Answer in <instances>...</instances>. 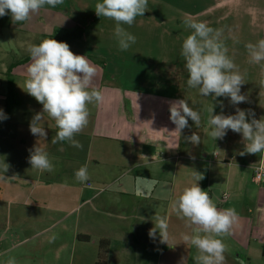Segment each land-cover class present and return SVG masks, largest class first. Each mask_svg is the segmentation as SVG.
<instances>
[{"label": "crops", "instance_id": "crops-1", "mask_svg": "<svg viewBox=\"0 0 264 264\" xmlns=\"http://www.w3.org/2000/svg\"><path fill=\"white\" fill-rule=\"evenodd\" d=\"M97 2L64 0L55 8L44 6L21 23L5 15L8 31L25 49L23 58L29 54L28 46L42 37L86 26L81 39L63 42L97 66L94 85L104 100L88 106L89 124L75 137L82 149L66 142L52 144L57 128L44 115L47 138L38 143L55 170L41 173L28 162L29 150L39 139L31 134L30 121L43 107L23 89L31 61L12 69L19 104L0 126V264L10 258L16 264H94L100 240L109 242L106 264H195L196 249L182 240L191 228L171 208L184 188L194 183V171L205 178V191L218 209L235 208L238 213L231 235L222 237L226 264H264V153L240 155L241 134L228 130L223 139L214 141L207 128L212 104L214 115H234L239 108L251 110L256 119L264 117V61L249 63L245 47L264 39V0H180V6L188 7L184 10L148 0L144 16L131 27L124 25L137 40L123 52L113 38L114 21L96 15ZM165 10L178 15L164 16ZM185 18L223 30L228 55L245 77L241 86L245 102L233 105L230 98L203 97L187 86L180 54L190 34ZM174 24L178 30L170 28ZM155 37L167 41L155 44ZM170 38L177 43L170 45ZM4 56L0 57L3 112V74L19 61ZM126 63L129 69L123 67ZM181 99L201 114V125L196 127L189 119V127L180 134L169 109ZM193 132L200 136L199 145L185 139ZM84 165L90 179L79 183L74 173ZM257 168H262L259 182L253 179ZM156 213L168 218L169 245L161 243L158 234L155 239L148 235ZM78 235L90 240L79 241Z\"/></svg>", "mask_w": 264, "mask_h": 264}, {"label": "clouds", "instance_id": "clouds-1", "mask_svg": "<svg viewBox=\"0 0 264 264\" xmlns=\"http://www.w3.org/2000/svg\"><path fill=\"white\" fill-rule=\"evenodd\" d=\"M63 3L64 0H0V17L10 14L13 23L27 22L44 6L55 8ZM94 11L98 17L114 21L113 38L118 51L123 52L137 40L124 25L131 27L137 17L144 16L148 11V0H98ZM183 24L190 30L182 42L180 53L188 73L187 86L198 89L203 97L230 98L233 105L245 102L246 97L241 94L245 77L228 55L222 38L223 30L191 18H185ZM245 47L249 63L264 61V39L248 43ZM27 51L31 62L23 89L43 106L42 111L30 121V132L39 139L29 150L28 162L32 169L51 173L55 170L54 164L45 148L38 143L47 138L42 123L44 115L51 118L57 128L52 144L66 142L82 149V144L75 137L89 124L88 106L103 102L104 93L94 85L97 66L87 56L73 53L66 42L45 38L39 44H30ZM169 111L170 120L176 126L175 132L181 134L183 129L188 128L189 119L196 127L201 125V114L191 108L185 99L173 102ZM207 111L208 135L214 141L223 139L231 130L242 135L244 148L240 155L264 153V117L256 119L251 110L239 108L234 115H224L223 112L214 115L213 104ZM0 119H6L2 110ZM185 139L193 145L200 144V136L195 132ZM74 175L79 183L90 179L86 165L76 170ZM193 177L194 183L184 188L171 203L173 211L191 228V233L183 234L182 240L196 249L195 264H226L227 245L222 237L231 235L239 219L238 213L235 208L218 209L208 192L198 184L203 175L194 171ZM152 221L154 227L149 229V237L155 239L158 234L160 242L169 245L167 216L156 213ZM7 264H16V261L10 258Z\"/></svg>", "mask_w": 264, "mask_h": 264}, {"label": "trees", "instance_id": "trees-1", "mask_svg": "<svg viewBox=\"0 0 264 264\" xmlns=\"http://www.w3.org/2000/svg\"><path fill=\"white\" fill-rule=\"evenodd\" d=\"M85 28L86 26L78 27L75 31L66 33L61 36L55 34L51 37H42V39L37 44H39L45 38H53L57 41L79 40L83 37ZM29 59H30V55L28 54L23 59L16 61V62H12L5 71V74H4L5 85H4V89H3V93L1 94V97L3 98L4 105H5V109L3 113L5 114L6 118L9 116L11 110L19 104L18 97L14 89V83L11 78L12 69L18 66L19 64H23L27 62ZM4 121L5 119H0V126L3 124ZM200 187L202 188V190L205 191V178L202 179L200 183ZM77 239L83 242H88L90 240V238L85 235H78ZM108 247H109L108 241L100 240L98 242L97 256H96V261L94 264H106Z\"/></svg>", "mask_w": 264, "mask_h": 264}, {"label": "rangeland", "instance_id": "rangeland-1", "mask_svg": "<svg viewBox=\"0 0 264 264\" xmlns=\"http://www.w3.org/2000/svg\"><path fill=\"white\" fill-rule=\"evenodd\" d=\"M179 1L180 0H161V2L170 3L176 10H179V9L184 10L185 8H188V7L180 6ZM205 2H206V0H204V3ZM163 15L168 16V15H178V14H176V12H174V11L165 10L163 12ZM170 28L173 30H178L177 25H175V24ZM56 34H58V33H56ZM158 34H160V32H158ZM16 37H17V35L15 33H13V32L10 33L8 31V23L5 21V16L0 17V57L3 56V53H5V56H6V53H7V57H9L10 60L13 61V60H20L21 58H23V56H25V55H23L25 49L20 48L21 46L18 45V39ZM154 39H155L154 40L155 44L158 43L159 45H161L163 41H167L166 38L162 39L161 37H157V38L155 37ZM139 41L141 42L142 40H139ZM169 42H170V45L176 44L177 39L170 38ZM75 48H77L79 50L84 49L81 44H76ZM20 49H21V51H19ZM20 52H22V54H20ZM172 56H174L175 58H178V55H172ZM123 67L124 68L127 67V69L130 68L128 63L123 65ZM0 68H1V66H0ZM126 72H130V71L128 70ZM4 74H3V76H4Z\"/></svg>", "mask_w": 264, "mask_h": 264}, {"label": "built area", "instance_id": "built-area-1", "mask_svg": "<svg viewBox=\"0 0 264 264\" xmlns=\"http://www.w3.org/2000/svg\"><path fill=\"white\" fill-rule=\"evenodd\" d=\"M262 178V168H257L255 171H254V175H253V179L255 182H259ZM88 186H90V183L87 184ZM226 195L223 197V199H226Z\"/></svg>", "mask_w": 264, "mask_h": 264}]
</instances>
